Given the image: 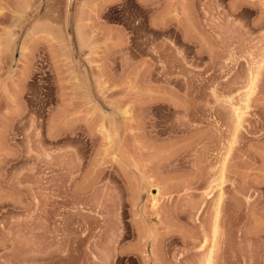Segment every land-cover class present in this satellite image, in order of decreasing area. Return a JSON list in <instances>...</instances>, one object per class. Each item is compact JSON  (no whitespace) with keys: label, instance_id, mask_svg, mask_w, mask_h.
<instances>
[{"label":"rangeland","instance_id":"rangeland-1","mask_svg":"<svg viewBox=\"0 0 264 264\" xmlns=\"http://www.w3.org/2000/svg\"><path fill=\"white\" fill-rule=\"evenodd\" d=\"M209 250L264 264V0H0V264Z\"/></svg>","mask_w":264,"mask_h":264},{"label":"bare ground","instance_id":"bare-ground-1","mask_svg":"<svg viewBox=\"0 0 264 264\" xmlns=\"http://www.w3.org/2000/svg\"><path fill=\"white\" fill-rule=\"evenodd\" d=\"M234 109H235L234 114H235L236 119H237V121H236L237 124L236 123L235 124L238 125V124H240V121L242 119V114L244 113V111H242L241 107H235ZM222 177L223 176H222V173H221L220 179H222ZM221 194L222 193H219V196L217 198H220ZM217 201H218V199H217ZM214 228H215V226H214ZM204 264H211V252H210V250H209V252L207 254V257H206V260H205Z\"/></svg>","mask_w":264,"mask_h":264}]
</instances>
